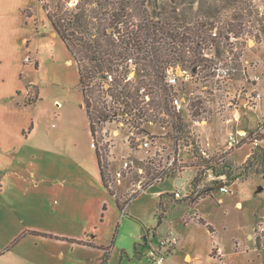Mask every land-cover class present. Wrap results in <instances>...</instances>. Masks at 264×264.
<instances>
[{
	"label": "rangeland",
	"instance_id": "rangeland-1",
	"mask_svg": "<svg viewBox=\"0 0 264 264\" xmlns=\"http://www.w3.org/2000/svg\"><path fill=\"white\" fill-rule=\"evenodd\" d=\"M43 1L52 13L59 7L60 13L68 10V13L80 15L84 26L86 20L94 23L99 20L101 14L98 13L100 11L98 3L104 2V0H29L23 12L41 14L45 18V11L40 12L39 8L32 11L30 8L35 4L42 6ZM129 1L130 10L133 11L131 18L139 25L138 30L142 39L145 36L141 27L144 14L148 15L154 27L163 25L162 29L157 28L154 38L150 36L145 40V44L151 40L150 45H154L155 52L165 53L164 58L155 64L140 50L129 55L134 58L136 65L124 66L127 73L129 71L133 73L129 86L140 80L142 84H146L149 99H153L159 105H146L147 115L151 120L137 125L134 117L112 116L115 105L110 110V106L108 107L110 104L102 98L104 94L95 91L90 95V100L95 101V105L103 113L110 114L105 121L94 122L100 139L104 138L106 141L100 150L105 165V177L114 195L125 201L147 184L150 179L149 171L157 173L167 170L170 166H167L166 162L171 156L174 157L172 166L175 171L170 177L165 175L163 182L149 187L131 200L128 205L129 216L122 215L114 198L109 195L100 180L96 152L91 147L89 119L81 106L82 94L78 86L76 62L59 36L54 41L48 34L41 36L43 43L39 55L41 68L34 74L38 84H34L30 77H24L20 73L19 77L24 79V84L16 91L25 105L34 103L39 96L37 103L27 108L29 111L27 113H32L36 127L27 144L15 156L11 155L13 164L1 177L0 192V209H13L19 214L17 221L10 220L7 225L0 221V251L9 246V236H15L16 239L21 233L26 232L25 237L19 238L15 247L18 253L26 252V264H96L97 255L93 250L86 249L84 259L83 250L70 242L73 234L85 232L82 230L83 225L86 227V234L94 236L96 241L102 243L110 244L116 233L114 242L118 248L110 255L107 264H147L144 258L140 261L133 258V246L138 241L140 233L146 231V226L156 225L154 215L159 196L157 192L165 187L168 190H179L182 199L175 204L183 202L185 197L188 202L194 192L192 193V185L187 184L198 171L193 163H196L199 155L211 158L216 157L217 153L227 152L235 164H241L255 145L249 132L258 129L264 135V0H144L146 13L139 9V0ZM92 7L94 11L90 12L89 9ZM215 21L229 22L234 32L243 37L241 44L244 59L249 60L248 88L251 87L250 76L255 74L261 78V81L257 82V89L261 91L262 97L255 108L230 106V109L227 107V96L213 95L211 88L216 82L208 66L209 61L204 62L203 68L204 63L201 64L198 75L190 81L180 79L175 87H168L164 82L163 74L159 70H164L167 65H178V73L179 68L184 65L192 67L189 61H184L183 65L176 64L177 60L172 55L180 50L186 55L184 59L191 60L192 52L186 53L185 48L194 47L191 41L193 38L206 37ZM39 22L37 18V25ZM47 26L46 32L50 33L51 29L48 24ZM168 30L180 34L172 38ZM91 31L94 33L95 27ZM219 33L221 42H215L213 54L224 57L223 48L225 49L228 43L226 40L223 41L226 29L220 28ZM181 35L185 36L183 41H180ZM205 42V45L210 43L209 40ZM140 43L143 44L142 41ZM199 49L196 47L197 51ZM258 51V56L253 54ZM67 58L71 60L70 64L66 62ZM258 59L262 62L260 70L258 66L261 63ZM22 64L36 67L38 62L35 56L26 53L22 58ZM243 76L240 72L235 74L233 80L224 84L226 90L230 91L232 87L238 85ZM163 88L168 89L172 95L184 97L190 95L189 106L179 112L183 125L177 139L173 138L170 115L162 105ZM176 88L178 90L175 92ZM239 104L243 105V100H240ZM234 112L238 114V121L233 119L235 128L232 133L243 127L248 130L247 136L238 137L240 142L231 148L226 142L224 150L208 152L199 142L200 125H210L211 128L216 127L218 130L222 123L227 125ZM195 118L204 119V123H194ZM133 132L153 133L156 148L152 149L150 154L137 148L136 140L132 141L135 137ZM226 132L225 129L220 135L215 132L210 139L212 144L217 141L221 144L224 141L221 137L227 136ZM122 158L130 159L132 168L124 173L118 182L113 173L119 168ZM138 169H141V172ZM181 171L184 172L180 173ZM227 182L228 177L224 174L214 175L210 170L201 173L200 189H206L209 195L201 200L197 210L200 214L208 215L206 218L213 226L214 234H210L204 227L195 226L193 222L188 226L183 225V216L188 218L195 213L194 209L189 210L190 208L186 211L185 204L167 208L166 219H162L158 234L164 235L171 230L181 233L185 228L191 230L187 237V247H191L194 253L198 249L200 254L198 264H218L217 258L214 261L208 260L210 241L220 247L224 264H264V175H253L247 180L239 178L235 184ZM220 184L228 185L230 192L218 191L215 186ZM167 193L169 195L170 192ZM237 201L241 202L240 207L236 206ZM103 206L105 211L102 210ZM158 215L159 213L156 215L157 220ZM193 217L198 219L199 215ZM255 226L257 230L254 233ZM249 233H254L253 237L257 236L260 239L263 249L259 252L252 249L251 235L247 237ZM48 235L56 236L57 238H52L57 240L51 239ZM234 241L238 242V250H235ZM121 249L124 252L126 249L129 251L131 259L129 263L125 259L120 260ZM61 252L64 253L63 258L59 256ZM170 259V264H190L183 260L181 254ZM10 260V256H0V264H9Z\"/></svg>",
	"mask_w": 264,
	"mask_h": 264
},
{
	"label": "trees",
	"instance_id": "trees-1",
	"mask_svg": "<svg viewBox=\"0 0 264 264\" xmlns=\"http://www.w3.org/2000/svg\"><path fill=\"white\" fill-rule=\"evenodd\" d=\"M139 1V9L143 10V13H146L144 0ZM102 3H98L100 6V8L98 7L100 10L98 13L100 12L99 14H101L99 20L96 21V23L91 20H86V26L83 25L84 23L80 15L68 13V10L60 13L59 7L56 9L55 13H52L48 10L46 2L42 3V8L46 12V16L52 27L64 42L66 48L69 50L76 62L78 86L82 94V104L87 113L89 127L93 137L95 134L94 122L105 121L110 116L109 113H103L102 110L95 105V101L90 100V95H92L95 91H98V81L106 78L104 72L113 74V86L110 88V94L115 102V107L122 105V110L126 114L131 115V117H134V122L137 123V125H140L141 122L151 120L147 115L148 109L146 105L155 106L159 105V103H156L153 99H149L147 95L148 89L146 87L145 93L142 94L139 92L140 87L146 86V84H142L140 80H138L135 85L130 86L129 84L131 82L124 81V77L127 74V71L124 70L125 60L130 54L140 50H142L144 54L155 64L164 58L163 55H165L163 52H159L158 54L155 52V48L153 47L154 45H150L152 42L151 40L148 41V44H145V40H147V38L150 36L154 38L156 36L155 31L157 28H163L162 24L157 25V28L154 27V23L151 22L148 15L144 14V22L141 27L143 28L145 36L144 39H142L138 30L139 25H137L131 18L133 12L132 9L130 10L129 6L131 1L104 0ZM89 11L93 12L94 8H90ZM93 27H95L94 33L91 31ZM81 31L85 32V35L81 34ZM168 33L172 38L180 34L179 32H169V30ZM184 37V35H181L180 41H183ZM140 41H142L143 44H141ZM172 41H175V39H172ZM172 57L176 60H182L186 57V55L184 56V54H182L179 50L175 51V54L172 55ZM190 58L191 60L193 59L194 62L203 61V59H201L195 52H193V55ZM159 71L163 74V70ZM162 94L164 96L162 105L170 115V127L174 133V135H172L173 138L177 139L181 133L183 125L181 123L182 118L181 115L170 106L172 94L169 93L168 89L163 88ZM145 96H147V98H145ZM114 104L111 103L108 105L110 106V110L114 107ZM137 125L135 127H137ZM141 131H145V129H141ZM249 136L252 138L253 142L257 139L258 144L254 145L248 153V156L241 164H235L232 159L228 157L229 153L227 152L217 153L218 155H216V157L211 158L203 157L201 155L198 156L196 163H193V165L198 168V171L191 181V185L193 187L192 193L194 192V194L190 195L188 202L186 201L187 197H185L183 201L187 206L192 207L197 204L201 198H205L209 195L206 189H200L202 187L199 186L201 182V173L206 170H210L214 175H226L228 177L227 184H232L239 178L247 180L253 175H264V143H261L264 142V135L257 129L249 132ZM96 156L98 159L100 176L103 185L110 194L114 195V192L108 187L109 185L105 177V165L102 161L100 152L97 150ZM174 171L175 168L173 166L167 167V170L164 172L161 171L154 173L149 171L150 179H148L147 184L143 185L141 188L145 189L148 185L152 184L154 180L156 182H162L165 175L170 177ZM133 196L134 194L125 201H121L119 197L115 196L118 208L123 209L124 204ZM166 196L171 199L174 197L168 195V193ZM159 208L158 222H160L163 216L162 208L160 206ZM198 222L206 224L203 218H199ZM206 225L208 229L212 231L211 227L208 224ZM255 230H257V228ZM25 233L26 232H24L23 235ZM31 233L40 234L35 231H31ZM115 234L113 235L110 244L101 247L104 249V253L99 264L108 263L110 255L109 248L114 243ZM43 236L47 235L43 234ZM48 236L55 237L53 235ZM76 242L84 243L83 241ZM86 244L89 243L86 242ZM256 247L258 250H261V244L258 237L256 238ZM214 251L215 248L212 250V254H214ZM218 260L221 261L220 256H218Z\"/></svg>",
	"mask_w": 264,
	"mask_h": 264
},
{
	"label": "crops",
	"instance_id": "crops-1",
	"mask_svg": "<svg viewBox=\"0 0 264 264\" xmlns=\"http://www.w3.org/2000/svg\"><path fill=\"white\" fill-rule=\"evenodd\" d=\"M28 2L29 0H0V184H1V177L3 173L6 172L9 169V167L13 164V158L11 157V155L13 154V156H15V154L18 153L20 149H22L27 144V140L29 136L35 130V127H36V122L32 116V113L28 114L27 108L28 106L35 105L40 98L38 96L36 101L32 104H28V105L22 104V97H19L16 94V91L20 89L24 84V79H20L19 74L22 73L24 77H30L31 81L34 82V84H38L34 78V74H37V72H39L41 68V64L39 60L40 52L43 49L42 47L43 43L41 40V36L43 35L46 36L48 34L50 35L53 41L58 36L56 31L52 27L50 21L48 20L47 16H45V18L47 19L46 21V19L42 17L41 14H35V13L27 14L23 12V9L28 4ZM30 8L32 11L36 10V8H39L38 10L40 12L44 11L42 9V6L38 4H35L34 7H30ZM36 16L38 20L40 21L39 25H37L36 23L37 21ZM43 21H44V25H43ZM47 24L49 25L51 29L50 33L46 32V27H48ZM52 44L53 43L51 41V45ZM26 53H31L33 56H35L38 62L36 67H30V66L22 64V58L24 57ZM258 53L259 51L257 53L254 52L253 54L258 56ZM66 62L70 64L71 60L67 58ZM260 63L261 64H259L258 66L259 70L262 67V62L260 61ZM248 66H249V62H248ZM260 81H261V78L258 82ZM255 86L257 88V83ZM39 95H40V92H39ZM81 106L84 108L83 104H81ZM230 120L228 119V122L226 123L227 125H224V123H222V126L218 130L216 127L211 128L210 125H205V124L200 125V130H198V137L200 139L199 142L202 145V147L205 148L210 153L214 152L215 150H224L226 146L227 136L229 133L233 132L232 130H234L235 128L233 127V119H230ZM224 129L227 131L225 133V135L227 136H225L224 138L221 137V139H223L224 141L221 144L218 141L215 144H212L210 139L213 138L214 136L213 134L215 132H218L220 135L222 134ZM246 130L247 129L243 127H239L236 129V131H246ZM91 137H92V134H91ZM219 144L221 146H219ZM95 152H96V149H95ZM247 156H245V158ZM96 161H97L98 172L100 176V169L98 165L97 156H96ZM183 172L181 171L180 173H183ZM194 174L189 179L188 184H187L188 186L191 184ZM100 180L102 182L101 176H100ZM235 182L233 184H235ZM157 183L159 182H153L152 184L148 185L145 189L140 188V191L135 193L134 196L124 204L123 209L118 208L115 195H112L109 192L108 193L112 198H114L116 206L119 209V211L122 212V215L129 216L128 205L130 201L135 199L141 192L145 191L146 189H148L149 187ZM102 185H103V182H102ZM218 187L219 185L215 186L217 190H218ZM1 191H2V184H1L0 192ZM173 191H174L173 189L168 190V188L165 187V189L159 190L157 192L159 196H158V202H157V207H156V213L154 215V218L156 220V225L146 226L147 227L145 228L146 231L141 232L140 235L138 236V241L133 246V253H134L133 258L135 257L136 260L140 261L144 258L147 264H149L148 263L149 260L147 257V251L149 247L154 246L157 241L156 239H158L160 236L170 234L176 237V243L173 249L171 250V252L166 256L165 264H170V260H171L170 258L173 256H177V254L183 255V260H185L187 263H190V264L191 263L198 264V262L200 261V258H199L200 254L198 252V249L196 250V253H194L191 247H187V239H188L187 237L190 235L191 230L185 228L184 230L181 231V233L171 230V232H167L164 235L158 234V228L161 226L160 224L162 223V219H166V214H167L166 212L168 211L167 208H169L170 206L181 205V204L183 205L185 204L184 208L186 211L189 208H190L189 210L194 209L193 211H195V213L191 214L190 217L188 218H184L183 216L182 220H183L184 226H188L191 222H193L195 226L197 225V226L204 227L205 229L208 230L210 234H214L213 226L208 222L206 218L208 215L200 214L198 213V210H197L198 204L201 202L203 198H201L199 202L195 204L194 206L192 207L187 206V209H186V203L182 201H180V203L175 204L178 200H181L182 198L181 197H180L181 199L174 198L172 195ZM167 192H170L169 195H171L173 199H171L170 197L168 198L166 196ZM159 206L162 208V211H163V216L160 222H158V220L156 219V215L157 213H159V210H160ZM236 206L240 207L241 202L237 201ZM104 208L105 206H103V209H102L103 211H105ZM185 210H183V212ZM194 215H196L197 217L199 215V218H203L206 224H208L211 227L212 231L208 229L206 224H202L198 222L199 218L195 219V217H193ZM18 217H19V214L13 209H9V208L0 209V221L4 225L9 224L10 220L17 221ZM255 229H256V226L254 228V233L256 232ZM82 230L85 232L83 234H73V236L71 237L75 239L71 238L72 241L70 242L71 244H74L75 246H78L79 248H81V250H83V255L85 256L84 259H86V249L93 250V252L97 255L96 264H99L103 256V253H104V249H102L101 247L108 245V243L98 242L95 240L94 236L90 237L88 234H86V227L84 225L82 227ZM23 233H21L16 239H14L15 236H12V235L9 236L8 238L9 246H7L4 251H0V256H3V257L10 256L11 260L9 264H26V259H27L26 252L23 251V252L18 253V249L15 248L17 243L19 242L18 241L19 238L21 239V237L22 238L25 237ZM254 233L247 234V237L251 235L250 239L253 241L252 249L259 252L260 250H258L256 247L257 236L256 238L253 237ZM50 238L54 239L52 237ZM56 238L54 240H57ZM76 241H83L84 243H77ZM86 242L89 244H86ZM234 243H235V250H238L239 249L238 242L234 241ZM115 244L116 243L114 242V245H112L109 248L110 255L113 254V252L117 250L118 248L117 245L115 246ZM260 244H261V241H260ZM214 248L215 250H217V252L216 253L214 252V254H212V250ZM261 249H263L262 246H261ZM220 252H222L220 250V247L216 245L213 241H210L209 246H208V253H209L208 260L213 259L214 261L216 260V258L218 260V256H220L221 258ZM120 254H121L120 260L125 259L127 263L131 261V259H129V251L127 249L125 252L121 249ZM110 255H109V259H110ZM59 256L60 258H63L64 253L61 252ZM220 263L224 264L222 258H221V261L218 260V264Z\"/></svg>",
	"mask_w": 264,
	"mask_h": 264
},
{
	"label": "built area",
	"instance_id": "built-area-1",
	"mask_svg": "<svg viewBox=\"0 0 264 264\" xmlns=\"http://www.w3.org/2000/svg\"><path fill=\"white\" fill-rule=\"evenodd\" d=\"M44 2V1H43ZM42 2V3H43ZM223 28L226 29V33L223 36V41L226 40L227 47L223 50L225 52L224 57H217L213 54V51L215 49L214 44L216 41H220V33L219 29ZM199 38V39H198ZM209 40V45H205V41ZM243 37L241 34H238L234 32V30L231 28L229 22H221V21H215V23L212 25V27L209 29L208 35L206 37H196V39H192L191 41L194 44V47L187 46L185 48L186 53H191V56L193 55V52L197 53V55L203 59L202 62H194L192 60H177L176 64L183 65L184 61H189L192 64V67L189 68L186 65L184 67L182 66L179 68L180 73H178V65H167L166 68L163 70V78L164 82L168 87H175L178 82L181 80L187 82L191 79L196 77L199 73V68H201V64L204 62L209 61V68L212 73V77L214 81L216 82L215 86L211 88L213 95H225L227 96L228 102L227 107L230 108V106L236 107H251L255 108L258 101L261 99V94L256 88V83L260 80L259 75H252L250 76V85L251 87L248 88V61L244 59L243 55V48H242V42ZM223 43V42H222ZM221 43V44H222ZM201 45V47H200ZM223 45V44H222ZM200 48L199 50H196V47ZM224 47V46H223ZM185 56V53H184ZM190 56V57H191ZM28 60V58H26ZM134 61V58L131 56H128L125 60L126 65L132 66L136 65ZM174 66V67H173ZM205 67V63L202 64V68ZM121 68V67H119ZM244 75L241 80H239V84L235 87H232V89L226 90V85H224L227 81L233 80L232 77H234L235 74L239 73ZM106 78L103 80H99V87H98V93L104 94V101L107 103H115L111 94H110V88L113 86V74L104 72ZM131 71H129L126 76L124 77L125 82H131L132 75ZM178 89H174L176 92ZM140 93H145V86L140 87L139 89ZM192 94V93H191ZM147 98V96H145ZM240 100H243L244 104L240 105ZM235 101V103L233 102ZM190 103V95L189 97L184 96H177L173 94L171 96L170 100V106L173 110H175L177 113H179L182 109H187ZM115 105V104H114ZM109 107V106H108ZM122 105L119 107H115L112 111V116L114 117H126L130 118L131 115L126 114L122 108ZM110 108V107H109ZM231 109V108H230ZM231 119L238 120V114L237 112L233 113V117ZM193 122L196 124L204 123V119H193ZM151 123V122H150ZM134 133V132H133ZM132 133V134H133ZM153 133L148 132H140V133H134V136L132 138L133 140H136L137 148L143 149L147 154H150V151L155 146V138L152 135ZM247 136L246 131H235V133H229L227 137V144L228 147L231 148L235 145H237L240 142L239 138H244ZM239 137V138H238ZM128 137L126 138L127 141ZM103 142H106L105 139H100V135H98L97 131L95 130L94 137L92 136L91 141V147L96 149L100 152L101 146H103ZM255 144H258V140H254ZM177 148L180 149V146L177 145ZM185 148V147H184ZM174 161V157L171 156V158L166 162L167 166H172V163ZM164 167V166H163ZM132 168V161L127 158H122L121 164L117 170L114 171V178L119 182V180L124 176V173H126L128 170ZM139 172H141V169H138ZM218 190L221 192L229 193L230 189L227 185L221 184L218 187ZM174 198H180V191L175 190L172 192ZM176 243V237L171 235H164L160 236L157 240V243L154 246L149 247L147 251V257L150 262V264H165V258L166 256L171 252L174 245Z\"/></svg>",
	"mask_w": 264,
	"mask_h": 264
}]
</instances>
